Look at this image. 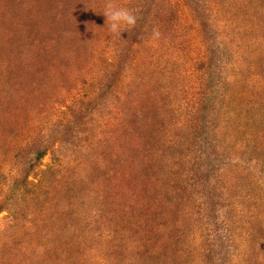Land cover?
Segmentation results:
<instances>
[{"label": "rangeland", "instance_id": "obj_1", "mask_svg": "<svg viewBox=\"0 0 264 264\" xmlns=\"http://www.w3.org/2000/svg\"><path fill=\"white\" fill-rule=\"evenodd\" d=\"M0 264H264V0H0Z\"/></svg>", "mask_w": 264, "mask_h": 264}, {"label": "clouds", "instance_id": "obj_2", "mask_svg": "<svg viewBox=\"0 0 264 264\" xmlns=\"http://www.w3.org/2000/svg\"><path fill=\"white\" fill-rule=\"evenodd\" d=\"M102 14L105 25L113 39L122 38V34L134 29L138 21V10L131 7L118 6L109 2Z\"/></svg>", "mask_w": 264, "mask_h": 264}]
</instances>
